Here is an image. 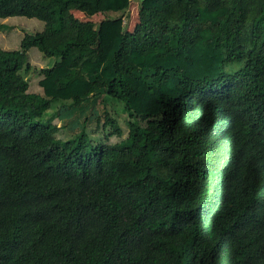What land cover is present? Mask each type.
I'll return each mask as SVG.
<instances>
[{"label":"trees","instance_id":"1","mask_svg":"<svg viewBox=\"0 0 264 264\" xmlns=\"http://www.w3.org/2000/svg\"><path fill=\"white\" fill-rule=\"evenodd\" d=\"M13 17L44 29L0 48V264H264V0H0ZM121 114L125 139L94 137Z\"/></svg>","mask_w":264,"mask_h":264},{"label":"rangeland","instance_id":"2","mask_svg":"<svg viewBox=\"0 0 264 264\" xmlns=\"http://www.w3.org/2000/svg\"><path fill=\"white\" fill-rule=\"evenodd\" d=\"M72 13L77 19L84 21V22L92 21L98 24L104 20V16L101 14H97L89 18L75 10H73ZM121 15H122L121 13H110L109 17L115 18ZM123 16H124L123 25L125 26L126 32L127 33L136 32L140 26L139 3L135 1L131 2V4L128 7V10L125 12ZM4 23L9 27L6 28V31L0 32V48L5 49V50H14L15 48H17L20 45L19 43L24 38L26 33L34 34L44 29V22L39 21L37 19H29L25 17L9 18ZM36 52H39L38 49L36 48H33L29 52V57L31 59L32 65L36 67H41L44 65L46 66L45 61L41 60V56H35L34 53ZM45 60L48 61L47 67L52 66L53 63L55 62V59L53 58L51 59L45 58ZM38 78L39 77H37V75L30 76L29 80H30V85H31V88H30L31 92L38 91V81H39ZM118 119H119L120 126L122 128V131H123L122 137H118L114 135V136H109V139H106L105 138L106 133H103V131H101L98 134H95L94 137H97L99 140H102L104 142H108L111 144L118 143L119 141L125 139L127 136V128H126L123 114L118 116Z\"/></svg>","mask_w":264,"mask_h":264}]
</instances>
